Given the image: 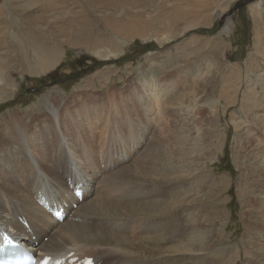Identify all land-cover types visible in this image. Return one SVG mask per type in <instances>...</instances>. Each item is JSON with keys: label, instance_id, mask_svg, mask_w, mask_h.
<instances>
[{"label": "rangeland", "instance_id": "1", "mask_svg": "<svg viewBox=\"0 0 264 264\" xmlns=\"http://www.w3.org/2000/svg\"><path fill=\"white\" fill-rule=\"evenodd\" d=\"M210 1L208 11L198 10L187 23L191 29L182 31L184 21L176 20L174 28L165 21L161 32L151 28L144 38L141 34L121 43L119 55L108 60L61 45V59L39 76L20 65L21 55L33 58L25 43L38 45L57 30L42 29L46 19L27 24L17 15L21 9L4 11V29L23 31L26 38L23 44L7 38L9 56L0 59V92L1 86L8 87L0 99V131L1 114L8 110L28 115L30 124L44 118L47 101L62 108L80 97L126 93L142 78L170 83L151 111L141 114L135 101L128 106L133 124L145 126L139 135L133 131L140 138L125 156L126 166L145 156L129 174L127 203L139 204L131 218L106 216L109 228L117 222L122 238L117 248L79 242L85 254L103 264L120 259L122 250L130 264H143V256L146 264L149 259L157 264H264V0H247L238 10L234 5L240 0ZM64 4L79 13L74 19L81 24L93 21L95 29L101 28L104 10L98 12L84 0ZM37 7L25 13L33 14ZM227 19L229 34L223 31ZM70 20L65 18L63 27ZM150 114L160 121L151 128ZM5 137L0 134V143ZM135 217L146 218L147 234L139 231Z\"/></svg>", "mask_w": 264, "mask_h": 264}, {"label": "bare ground", "instance_id": "2", "mask_svg": "<svg viewBox=\"0 0 264 264\" xmlns=\"http://www.w3.org/2000/svg\"><path fill=\"white\" fill-rule=\"evenodd\" d=\"M71 1L78 5L82 2V0H0V59L9 56L7 38H15L22 44L26 38L23 31L18 34L4 29L3 15L6 9H21V13L17 15L30 25L46 19L45 24L41 26L42 29L52 26L57 30L55 36L52 35L46 40L44 38V41H41L42 38L38 40V45L33 42V46H30L24 42L25 47L31 49L33 58L29 60L21 55L20 65L28 73L39 76L41 73H48L50 67L61 59V45L81 47L86 52L96 53L100 58L108 60L119 55L121 43H126L141 34L144 38L145 32L151 28L161 32L165 21L171 24L172 28L175 27L173 24L177 23L176 20L184 21L182 31L191 29L190 26L193 25L187 24L190 19L198 14V10L208 11L211 4L210 0H84L87 5L99 9L98 12L104 10L101 17L103 24L101 28L95 29L93 21L87 25L83 20L82 25L79 18L74 19L79 13L64 4ZM237 3L235 9L238 7ZM34 6H38L36 13H25ZM252 13H255V10ZM69 17L71 20L67 22L68 26L63 27L65 24L63 20L65 18L68 20ZM224 20L225 17L223 22ZM231 26V20L227 19L223 26L224 33L229 34ZM4 34L7 36L4 37ZM261 60H264V57ZM102 73L104 75V72ZM260 79L264 80V72ZM140 80L139 86L133 85L126 93H107L102 98L91 100L80 97L73 105L63 103L62 108L47 101L43 103L46 107L43 111L44 118L34 120L30 124L28 115L21 116L14 110H6V113L1 114L0 134L6 136L1 138L0 143L1 223L6 227L16 228L18 223L15 215L25 214L33 233L41 240L40 250L50 254L67 253L71 250L83 252L79 242L114 244L116 248L122 243L116 229L117 222L109 228L105 219L108 215L114 220L119 216L131 218L139 203H127L132 195L129 190V174L138 161H142L143 158L145 160V156L142 155L131 165H125L127 162L125 156L140 138L134 137L133 131L137 130L136 133L139 135L145 128L141 122L133 124L134 118L128 114L127 109L130 102L135 101V109L145 114L159 104L162 100L161 95L166 94L170 88V83L153 78ZM51 86L53 85L49 87ZM7 94L8 87L1 86L0 99L4 100ZM158 131L159 127L156 133ZM156 133L151 139L152 142ZM151 146L152 143L148 148ZM146 151L145 149V154ZM69 178L93 181L87 186L82 201L74 210V217L80 221L66 219L62 223H56L41 210L25 209L29 203L30 192L40 184H44L52 194L57 192L60 197H65L69 191ZM171 209L172 207L169 211ZM21 235L24 240L29 239V234L23 229ZM45 237L47 240L44 242L42 239ZM119 258L111 264H130L127 251L122 250ZM95 259L100 261L98 258Z\"/></svg>", "mask_w": 264, "mask_h": 264}, {"label": "snow or ice", "instance_id": "3", "mask_svg": "<svg viewBox=\"0 0 264 264\" xmlns=\"http://www.w3.org/2000/svg\"><path fill=\"white\" fill-rule=\"evenodd\" d=\"M6 243H11V241L6 240ZM45 264H46V261H45ZM88 264H91V261H89Z\"/></svg>", "mask_w": 264, "mask_h": 264}, {"label": "water", "instance_id": "4", "mask_svg": "<svg viewBox=\"0 0 264 264\" xmlns=\"http://www.w3.org/2000/svg\"><path fill=\"white\" fill-rule=\"evenodd\" d=\"M236 5H234V8H235Z\"/></svg>", "mask_w": 264, "mask_h": 264}]
</instances>
